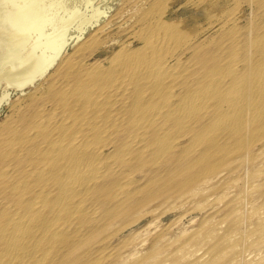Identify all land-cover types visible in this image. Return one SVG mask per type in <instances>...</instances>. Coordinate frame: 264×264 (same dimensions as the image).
Instances as JSON below:
<instances>
[{"label":"bare ground","instance_id":"1","mask_svg":"<svg viewBox=\"0 0 264 264\" xmlns=\"http://www.w3.org/2000/svg\"><path fill=\"white\" fill-rule=\"evenodd\" d=\"M179 1L68 39L58 0H0V264H264V0ZM171 200L199 226L114 244Z\"/></svg>","mask_w":264,"mask_h":264},{"label":"rangeland","instance_id":"2","mask_svg":"<svg viewBox=\"0 0 264 264\" xmlns=\"http://www.w3.org/2000/svg\"><path fill=\"white\" fill-rule=\"evenodd\" d=\"M47 1L48 0H46V3H49L50 0L48 2ZM56 1L57 0H55V2ZM71 1L72 0H58L57 7L53 10L54 15H56L57 17L54 16V18L52 20V24H51L52 26L50 24H48L49 27H48V25L46 26V33L52 32L53 28H51V27L57 28L60 25H63L62 22L68 21L69 25H67V28H66V32L68 34L67 37H68V39L71 38L72 36L75 37L79 33V29H80V25H81L82 21L87 16L90 17L97 10L102 11V12H108V14H107V16H108L111 12H113L119 8V6L122 4L123 0H95V1L94 0H80V1L79 0H76V1L73 0L74 1V2L72 1L73 3ZM116 1H118V2H116ZM145 1L146 0H125V2L128 3V6H130V8H133V9H134L135 4L141 5V4H144ZM184 4H185V0H181L176 4V6L183 7ZM72 5H73V7H72ZM111 9H112V11H111ZM180 12H179L180 17L189 18L191 15L194 14V9L192 8V6L189 5V6H187V11H184V12L180 11ZM71 16H72V18H70ZM33 38L36 40L37 36L36 37L34 36ZM72 47H70L69 50H71ZM4 93L5 92H3V90H1L0 95H5ZM20 96H21V94L20 95L14 94L12 96V103ZM9 108H10V106H6L3 112L0 111V126L6 120V117L9 115V113H10ZM174 205H176V206L174 207ZM164 210H167V211H164ZM186 211H187V213H185ZM148 212L149 213L143 215L137 222L127 226L128 229L126 228L123 232H120L116 236V238L114 239V241H113L114 244L117 245L123 241H129L128 239H131V238H132L131 241H134L137 244L140 241H142V240L144 241L147 239V240H149L148 241V244H149L150 239H152L154 237V234H156L157 232L160 233V231L163 228L167 227V224L170 225V229L167 232V237L168 238H170V237L176 238L177 236H181L180 233H183L185 231L184 229L197 228L199 226V224L201 223L202 219L205 217V214L203 212H201L199 210H192V206H187V205L183 206L181 201H175V200H171L168 203H164L161 201H155V202L148 205ZM191 214H192V216H191ZM165 223H166V225H165ZM127 231H128V233H127ZM146 234L147 235L149 234V235L146 236ZM125 236H126V238H125ZM136 248L137 249L139 248L138 245ZM132 249H135V247ZM128 251H129V249H128Z\"/></svg>","mask_w":264,"mask_h":264}]
</instances>
